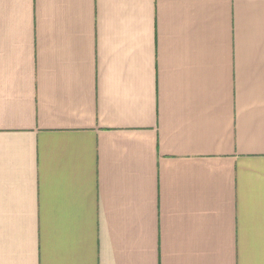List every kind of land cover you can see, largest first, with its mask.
Here are the masks:
<instances>
[{
	"label": "crops",
	"instance_id": "1",
	"mask_svg": "<svg viewBox=\"0 0 264 264\" xmlns=\"http://www.w3.org/2000/svg\"><path fill=\"white\" fill-rule=\"evenodd\" d=\"M0 264H264V0H0Z\"/></svg>",
	"mask_w": 264,
	"mask_h": 264
}]
</instances>
